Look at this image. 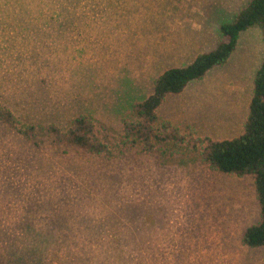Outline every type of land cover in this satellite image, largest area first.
<instances>
[{
    "label": "rangeland",
    "instance_id": "374dc122",
    "mask_svg": "<svg viewBox=\"0 0 264 264\" xmlns=\"http://www.w3.org/2000/svg\"><path fill=\"white\" fill-rule=\"evenodd\" d=\"M249 0H0V264H264L243 244L260 220L251 176L210 169L206 139L240 135L261 32L165 98L146 145L123 136L165 70L213 49ZM87 116L106 154L54 141Z\"/></svg>",
    "mask_w": 264,
    "mask_h": 264
},
{
    "label": "trees",
    "instance_id": "16d2710c",
    "mask_svg": "<svg viewBox=\"0 0 264 264\" xmlns=\"http://www.w3.org/2000/svg\"><path fill=\"white\" fill-rule=\"evenodd\" d=\"M250 28L260 30L264 45V0H249L230 22L222 23L213 49L198 54L185 66L172 67L160 74L154 81L152 93L133 105V120L123 122V136L132 143L146 145V149L152 148L153 141L162 140L154 124L158 120L157 110L165 98L180 94L190 82L202 79L213 68L225 64L236 49L241 33ZM0 122L28 140L35 137L34 126H24L1 105ZM46 132L54 141H64L90 153L106 154L109 151L93 122L85 115L73 119L71 127L64 133L55 126H49ZM201 156L214 171L253 178L260 220L245 230L242 242L250 248L264 247V54L253 78L242 133L231 139H206Z\"/></svg>",
    "mask_w": 264,
    "mask_h": 264
}]
</instances>
